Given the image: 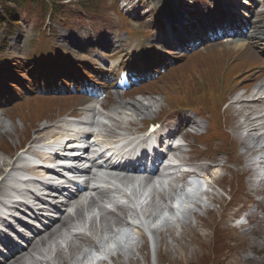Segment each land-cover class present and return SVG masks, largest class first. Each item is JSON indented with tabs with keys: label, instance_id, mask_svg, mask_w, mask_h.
<instances>
[{
	"label": "rangeland",
	"instance_id": "obj_1",
	"mask_svg": "<svg viewBox=\"0 0 264 264\" xmlns=\"http://www.w3.org/2000/svg\"><path fill=\"white\" fill-rule=\"evenodd\" d=\"M85 1L88 0H58L55 3L57 12L51 18L50 25L46 24L44 17L41 16V6L39 4H33L31 7L25 6V8H20L17 10L16 14H12L11 17H7L3 21L2 26L0 25V56L5 58L6 65L10 66L13 71L18 68L23 69V66L28 64L35 55L36 46L35 44L33 45L35 40L37 39L41 41L44 38H48L47 36L49 35L54 44L57 45L58 48L64 50L66 53L64 56L74 61V63L81 61L82 64L93 68L94 71H98V69H100L98 67H103V69H108L113 66L116 67L119 63L123 67L128 63L126 56H123V53L120 52L118 53V56L112 58L111 55L115 53L117 49L111 51L109 45H107V43L111 40V33L119 28L120 22L123 21V23L128 25L130 29L144 28V30L148 32V40L164 34L163 31L154 28V23H157L161 18V7L156 6V12L153 13L148 8V0H115L117 5H115V11H111V7L109 5V2L111 1L93 0L97 3L95 10H97L98 5L101 7L103 5L105 6L100 11L105 14L101 16L90 14V12L84 13L81 8L84 6ZM199 1L201 5L200 8L204 13L207 9H209V11L217 9L216 3L214 8L212 6L213 0H203L204 2H202V0ZM177 2L180 4L183 2L184 7L189 11H192V7H194H191L188 1L178 0ZM123 3L126 6V12L133 15L141 13V17H139L137 21H132L123 12V10H125ZM6 4L9 9H14V4L10 1L6 2ZM170 4L171 1L168 3V6ZM168 6L165 9L166 11L168 10ZM196 6L197 5H195V8ZM251 9H253L252 4ZM251 9L248 10L250 14L252 13ZM258 10L260 12L263 11L264 6L262 5L258 8ZM193 11L195 10L193 9ZM259 20L264 22V15L259 17ZM43 33L45 36H42ZM124 35V33L121 34V36ZM155 35L157 36L155 37ZM93 39L95 42H99V46L96 48L93 46ZM126 42L129 43L127 39ZM236 42L237 41L231 40L220 41L211 45L208 44V46H205L199 52H201L202 55H209L211 50H221L223 53L222 56H225L226 59L230 58L229 61H231V63L233 61V54L243 52L241 58L238 56L234 60H244V58H246L249 62L254 60L257 64L264 67V62L261 61L257 55H255L257 52L259 54V45L255 46L250 44V46H246L245 42L242 40L240 41V44H243V48H240L242 50L241 51L234 50ZM44 43H46V41H44ZM150 45H152V43H150ZM162 45L163 44L154 42L152 46L153 50L140 53L136 49V52H132V56L135 55V53L136 56H138V53H140L139 56L141 59L147 60L150 58V54L152 56L163 55L167 59L171 58L176 62L183 58L180 53L176 54V52H171L169 50L168 55L162 53L160 51L163 50ZM83 46L84 49H80ZM196 62L197 61H195V63ZM249 62H243L241 67H243V69L250 68L253 62ZM184 63H189V60H184ZM239 69L243 70L242 68ZM236 73L237 72H235L234 76ZM242 74L243 77H241V79H246L244 80L245 83L253 81L258 77L260 78L259 83H264V79L262 77L264 72L254 74L253 70H251L249 72L243 71ZM228 77L229 74L227 75V78ZM166 82L169 84H166ZM161 84H163V82H161ZM172 84L175 83L173 81H165L161 87L154 90L159 89L157 90V93L164 95V92L166 93L171 88L175 87ZM252 87L249 86V89ZM246 89L249 90L247 87ZM142 91L143 90H141V92ZM130 94L131 93L127 92L124 94L123 100L126 103H136L137 101L143 105H152L153 109L157 108L162 97L146 96V94L142 93V97L139 96L135 99L133 98V100H129L127 98ZM157 99L159 101H157ZM40 103L41 104L31 101L19 109L14 110L12 106H8L6 107V111L0 110V166L1 164H7L9 155L13 152V150H16L20 144L25 142L24 140L27 131L36 126L39 117L34 111L40 108H46L49 104L47 102ZM53 103L57 105V103H62V101L55 100ZM109 107H112V105L110 104ZM128 108L132 110L130 107ZM259 109H261V106H250L246 108L244 104L233 107L226 105L224 107L223 117L225 116L224 120H226V129L234 141L233 150L236 154L234 160L239 163V166H229L231 169L215 167L213 171L210 169H207L206 171L207 173L211 171L212 174L218 178H221V176L223 177V180L220 182L223 189L221 194H219L223 201H221L219 208L216 207V210L214 212H210L209 214H202L201 212L202 220L200 222L197 221L198 219L194 218V215H191L193 211L188 210L182 215L183 218H181L178 222L179 225L177 229L174 230V233H171L172 230L169 231L170 227L168 225L164 230L157 229L153 231L156 252L152 258L150 257L148 251H141L138 256L132 257V249L129 246L125 249L119 248L118 252H112L114 264H264V193L260 194L259 192L253 191L254 187L247 179L248 175H250V173H248L249 169L244 166L245 157L246 159L249 158V154H245L246 142L251 141L252 137L260 136L262 137H260L257 142H263L264 128L260 131L253 132V136H246L245 138H239L236 134L238 131V120H240L239 114L241 115V121L244 122L246 126L251 127L260 125L259 128L264 127L263 118L260 119V121L257 120L255 122V119H257L256 117H258L257 115L260 112ZM22 110H24V114L20 116L19 113ZM46 110H48V108L44 111ZM62 111V107H58L55 110H51L47 113V115H42L43 117L40 120H48ZM244 114L248 115L246 121L244 119L245 116H243ZM133 118L140 121L143 116H138L134 113ZM3 123H6L8 126L5 127L6 124L4 125ZM262 123L263 126H261ZM135 125L140 127V122H136ZM203 125L205 127V124ZM5 142H9L11 144V151L9 150V146L7 149H4L5 147H3L2 144L5 145ZM222 143V141L216 140L217 147H220ZM210 144H213V141H211ZM186 150L189 154V159L192 158V160L217 162L216 164H223L224 161H228V159L224 156H216L215 153L205 155L208 156V158H204L202 156L200 158L198 157L200 155L199 152H194L193 154L192 152L190 153V149ZM178 153L180 152L177 151L176 155ZM182 155L183 157H187V155L183 152ZM2 168L3 170L5 169L4 167ZM242 175L247 176L245 180V190L230 200V195L232 193L229 190V185L232 181L238 183L239 185L243 184ZM162 189L163 187H160V191L152 193L149 199L143 201L144 204L141 205V209L143 211L151 210V206L159 199L158 197L160 194L164 195V198L166 197L164 192L161 191ZM254 203L256 208L252 209V205H254ZM193 204H195L193 199L184 203L183 208L181 210L179 209L180 213L181 211H184V209H187L189 205ZM247 206H249V208L254 212L251 217V221L249 225L242 227L241 229H236L237 222H234L233 218L239 217L241 211L246 210ZM85 216H88L89 220L87 222L88 227L86 234L92 236L91 238L96 240V242L100 241L106 232L113 228L112 226L115 223L114 218H112L111 215L105 214L103 211L97 209L87 212ZM188 220H192L191 227L186 225ZM214 227H216L215 229L218 228L224 231V234L220 233L218 236L215 235L216 239L221 236L223 237L222 241L224 240L225 244L228 245V249L226 251H222L216 260H212L211 256L203 255V253H205V249L211 242L212 230ZM224 228L227 230H224ZM84 246L85 243L75 239L65 241L61 246H52L49 244L47 246L46 255L44 257L40 256L38 259L41 260V264H53L61 258L66 260L63 264H72L70 262H73L74 259L69 261V258H78L80 252L83 251ZM72 248L75 250L73 251ZM109 251L111 250L109 249ZM58 254L61 256H58ZM88 262V264H90V260ZM24 264L40 263L38 261L30 260Z\"/></svg>",
	"mask_w": 264,
	"mask_h": 264
},
{
	"label": "bare ground",
	"instance_id": "obj_2",
	"mask_svg": "<svg viewBox=\"0 0 264 264\" xmlns=\"http://www.w3.org/2000/svg\"><path fill=\"white\" fill-rule=\"evenodd\" d=\"M226 1L229 3L230 2L235 3L232 0H226ZM258 6H259V3L257 4V7ZM257 7L255 9H257ZM227 12H231V11L227 10ZM258 15L259 14H257V16ZM235 16H236V27H238V28H240L242 26L246 27L247 20L242 19L240 17H237V15H235ZM185 19H186V17L182 18V20H185ZM191 27H194V25H192ZM263 28H264V25H262V23H259V21L252 22V20H251L250 30L247 32V34L245 36L246 39H250L252 42L258 41L260 43H263L264 42V30H263ZM179 31L180 30H178L175 33V35H181V33ZM174 40H175V37H174L173 41ZM242 46H243V44L236 43L234 48H241ZM263 87H264V85H262L260 88L262 89ZM257 93H260V91H257ZM257 93H252L254 95H250V98L252 97L253 99H255V100L252 99L253 102H248L249 99L241 100V96H239L235 101L232 102L230 107L237 106L239 104H244V106H246V108L250 107V106L251 107L252 106H256V107L261 106V109H259V111H261V113L257 115L258 117H256L257 119H255V122L257 120L260 121V119H262V118L264 119V97L262 95H258ZM256 102H260V103H256ZM127 106L134 109L136 113H140V114H145L151 108L150 105L146 106V105H143L139 102H136L134 104H128ZM239 116H240V120H238V124H237L238 131L236 133L239 138H245L246 136H253V132L260 131L262 128H264V127L259 128L260 125L248 127L245 125L244 122L241 121V115L240 114H239ZM243 116H245L244 119L246 121L248 115L244 114ZM261 126H263V123L261 124ZM260 137H262V136H260ZM260 137H252L251 141H258L260 139ZM75 141H78V140H75ZM5 166L8 167V166H10V164H1L0 169L2 167H5ZM35 171L36 172L40 171L42 173H45V171H43V170H35ZM103 178H104L103 180L105 181V183H108L109 177L103 176ZM115 182L122 184L121 186H124L125 183H126V185H127V183L129 184V182H127V181L126 182L123 181L121 183L120 181L115 180ZM3 183H4L3 181L0 182V191L2 189L1 186L3 185ZM124 187H127V186H124ZM191 189H194L193 185L187 187V190H191ZM257 191L259 193L264 192V183L262 184V187ZM97 195L100 197L104 194L102 192H98ZM172 195L173 194L168 195V197L166 199L175 201V205L178 206L180 204L181 199L183 198V195L181 193H177V194L175 193L173 196ZM74 197H72V200ZM160 197H163V196L160 195ZM94 203H95V200H93L91 197V199L88 202V205H91ZM151 207H152L151 208L152 210H149V214L147 216V219L149 220V222L151 224H154L157 220L158 221L164 220L167 217L168 218L169 217H171V218L175 217L174 211H172L170 208V205H168L166 203H163L161 208H158L159 205L157 207V204L152 205ZM54 210L56 211V209H54ZM118 210H120V211H118L119 213H111L116 219L115 225H119L124 221L123 219H121L122 209L120 208ZM79 214H80V211L77 210V212H76L77 216L76 217H78ZM130 218H132V217H130ZM69 219L70 218L68 217V215L65 212H61L59 218L50 227H48L43 233L36 235L35 238H32L28 241L27 247L24 250H21L18 252H9V257H6L5 259H3L0 262V264H24L26 259H32L33 258L32 254L37 251L38 245H43L47 239H50V238L58 235L60 230L62 228H64L69 223L68 222ZM107 232H109V230ZM111 236L112 235H110V234L104 235L103 238L100 239L99 244H103L105 247L106 244L113 245L116 243H123V242H126L128 239L127 232L124 230V228L118 229L117 232H115L112 237ZM75 237L80 239L81 242H83V243H87V242L91 241V238L84 236V235H81V234H77ZM7 247H10V244H7ZM72 250L74 251L75 249L72 248ZM80 255H81V257H78V258H69V261L74 259V261L73 262L71 261L70 263H72V264H85V263H87L88 264L89 263L88 259L92 258V256L86 251L80 252ZM58 256H61V255L58 254ZM64 261H66V260L61 258L60 260H57L56 263H53V264H63ZM39 263L41 264V261H39Z\"/></svg>",
	"mask_w": 264,
	"mask_h": 264
},
{
	"label": "trees",
	"instance_id": "obj_3",
	"mask_svg": "<svg viewBox=\"0 0 264 264\" xmlns=\"http://www.w3.org/2000/svg\"><path fill=\"white\" fill-rule=\"evenodd\" d=\"M96 6H97V3H95L93 0H90V2H88V4L86 5L87 8L92 9V10L95 9ZM197 87L198 86H196V88Z\"/></svg>",
	"mask_w": 264,
	"mask_h": 264
}]
</instances>
